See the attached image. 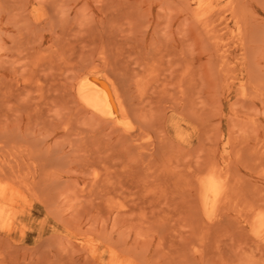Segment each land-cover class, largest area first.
<instances>
[{
    "label": "rangeland",
    "instance_id": "374dc122",
    "mask_svg": "<svg viewBox=\"0 0 264 264\" xmlns=\"http://www.w3.org/2000/svg\"><path fill=\"white\" fill-rule=\"evenodd\" d=\"M0 264H264V0H0Z\"/></svg>",
    "mask_w": 264,
    "mask_h": 264
},
{
    "label": "bare ground",
    "instance_id": "6f19581e",
    "mask_svg": "<svg viewBox=\"0 0 264 264\" xmlns=\"http://www.w3.org/2000/svg\"><path fill=\"white\" fill-rule=\"evenodd\" d=\"M90 76H93V75H90ZM86 77L87 78L80 81V83L78 84V87L76 89L77 95H78L77 98L80 100L82 105L85 106L84 109L88 108L93 113H96L99 116L108 118L109 121L111 120L115 124H121V125L124 124L125 121H124L123 112L122 111L118 112L116 110L117 107L122 108L123 106L120 102H118V100H115L113 98L114 92H113V89L111 88V86L107 84L109 82L106 83V80L103 79L102 75H101V77H98V76L97 77L86 76ZM209 176L207 177L208 183H207L206 187L204 188L203 187L204 185H202V190L204 188V190H203L204 194L203 193L202 194L205 195L206 198L209 197L210 195L215 197L217 193L219 194L218 186H220V185H218V184H220V183L217 184V182H215L218 178H216V180H214L211 175H209ZM205 179H206V177H205ZM220 189H221V186H220ZM203 199H204V196H203Z\"/></svg>",
    "mask_w": 264,
    "mask_h": 264
}]
</instances>
